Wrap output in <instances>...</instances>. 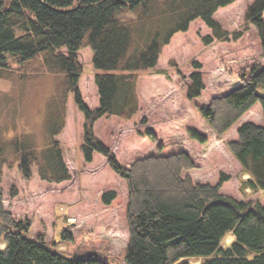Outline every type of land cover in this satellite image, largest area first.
<instances>
[{
  "label": "trees",
  "instance_id": "obj_1",
  "mask_svg": "<svg viewBox=\"0 0 264 264\" xmlns=\"http://www.w3.org/2000/svg\"><path fill=\"white\" fill-rule=\"evenodd\" d=\"M0 0V83L25 81L26 74L56 75L55 92L43 106L37 131L9 136L0 131V264H110L99 258L69 257L49 248L41 239L31 238L30 219L18 220L5 208L2 192L4 167L18 168L25 180L34 177L62 184L72 180L61 142L65 129L69 97L84 116L82 153L92 163L96 153L128 185L127 219L130 240L126 264H264V205L244 202L221 193L228 181L222 176L218 185L195 183L186 171L195 168L185 151L139 159L124 168L115 153L101 142L94 125L106 116L130 120L140 110L138 83L140 73L157 67L163 49L178 33L201 20L212 31L204 37L206 45L214 40L229 41L231 34L215 19L220 8L237 0ZM250 26L258 32L264 50V0H255L245 15L244 31ZM22 30L21 36L17 30ZM243 31L234 32L237 40ZM93 51L95 85L99 106L89 107L81 93L84 69L79 53ZM191 75L186 94L193 102L201 97L205 83L201 65ZM169 80L165 71H158ZM241 85L209 106L195 109L221 136L260 104L264 118V67L255 66L241 73ZM143 122H147L146 119ZM27 128H30L29 126ZM192 139L204 144L207 138L189 130ZM144 138L163 150L155 132L147 128ZM237 161L249 175L242 182L246 190H264V123L247 122L238 129V140L229 144ZM11 156V159L9 157ZM115 192L103 195L110 205ZM228 234L235 237L229 249L222 246ZM71 239L70 233L63 234Z\"/></svg>",
  "mask_w": 264,
  "mask_h": 264
},
{
  "label": "rangeland",
  "instance_id": "obj_2",
  "mask_svg": "<svg viewBox=\"0 0 264 264\" xmlns=\"http://www.w3.org/2000/svg\"><path fill=\"white\" fill-rule=\"evenodd\" d=\"M254 1L237 0L216 12L215 19L231 34L229 41L215 39L206 45L203 39L212 35V31L201 20L194 21L187 32L176 34L163 49L157 67L139 75L138 114L130 120L106 116L96 122L97 138L115 153L124 168L146 157L185 151L195 164L185 175L195 183L216 186L224 175L229 179L222 185L221 193L239 201L264 203V190L248 189L242 193V182L249 177L229 147L238 140V129L243 124H262V107L257 104L229 131L218 136L194 106H209L214 98L241 85V73H250L257 65L264 67V50L257 30L250 26L244 31L245 15ZM238 31L244 34L234 40L232 34ZM22 34L21 29L17 30L18 36ZM79 61L84 69L80 90L87 105L95 109L99 106V96L90 47L80 51ZM195 62L202 67L205 90L200 98L189 102L186 94L191 75L197 70ZM160 70L170 79L158 74ZM25 76L23 83L18 79L0 83V131H8L10 137L26 130L37 131L43 106L58 82L56 75ZM259 93L264 96L263 87ZM68 118L72 125L70 134H61L60 141L72 180L47 183L40 179L36 168L34 177L25 180L17 167L5 166L2 180L5 208L18 220L32 221L31 238L41 239L49 248L66 256L126 264L124 258L130 240L127 182L99 153L92 163H86L81 150L84 116L81 122L79 115L73 117L69 112ZM147 128L155 132L163 145L161 152L158 145L140 135ZM191 129L206 137L207 142L202 144L192 139ZM108 192H115L117 197L105 205L102 197ZM67 232L72 235L71 239H64L63 234ZM233 242L227 235L222 246L229 247ZM202 261L191 259L189 263L202 264Z\"/></svg>",
  "mask_w": 264,
  "mask_h": 264
},
{
  "label": "crops",
  "instance_id": "obj_3",
  "mask_svg": "<svg viewBox=\"0 0 264 264\" xmlns=\"http://www.w3.org/2000/svg\"><path fill=\"white\" fill-rule=\"evenodd\" d=\"M260 105V104H259ZM69 112L71 113V116H76V115H79V118H80V120H81V122H82V113H80V111L76 108V106H75V104H74V101H73V97L72 96H70V98H69V100H68V106H67V116H66V126H65V129L63 130V132H62V135H63V133H68V134H70V129H71V127H72V125L70 124V123H68V120H69V118H68V115H69ZM72 118V117H71ZM263 123H264V119H263V122H262V124H259V126H261V125H263ZM83 125H84V122H83ZM66 131V132H65ZM62 135H60V136H58L57 137V139L60 141V137L62 136ZM61 142V141H60ZM248 177H249V175H248ZM260 191H263V190H260ZM263 205H264V203H262ZM229 235V237H230V239L232 238L233 240H235V237L232 235V234H228ZM231 246H229V247H226L225 249H229Z\"/></svg>",
  "mask_w": 264,
  "mask_h": 264
},
{
  "label": "water",
  "instance_id": "obj_4",
  "mask_svg": "<svg viewBox=\"0 0 264 264\" xmlns=\"http://www.w3.org/2000/svg\"><path fill=\"white\" fill-rule=\"evenodd\" d=\"M82 0L79 2V4L77 5V7L76 8H74V10H76V9H78L79 7H81V5H82Z\"/></svg>",
  "mask_w": 264,
  "mask_h": 264
},
{
  "label": "bare ground",
  "instance_id": "obj_5",
  "mask_svg": "<svg viewBox=\"0 0 264 264\" xmlns=\"http://www.w3.org/2000/svg\"><path fill=\"white\" fill-rule=\"evenodd\" d=\"M197 264H199V263H197Z\"/></svg>",
  "mask_w": 264,
  "mask_h": 264
}]
</instances>
